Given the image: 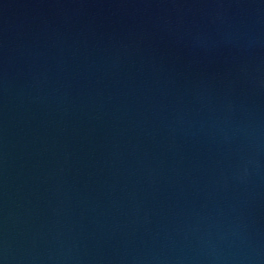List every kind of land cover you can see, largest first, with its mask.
<instances>
[{"label":"water","instance_id":"95a60500","mask_svg":"<svg viewBox=\"0 0 264 264\" xmlns=\"http://www.w3.org/2000/svg\"><path fill=\"white\" fill-rule=\"evenodd\" d=\"M0 264H264V0H0Z\"/></svg>","mask_w":264,"mask_h":264}]
</instances>
